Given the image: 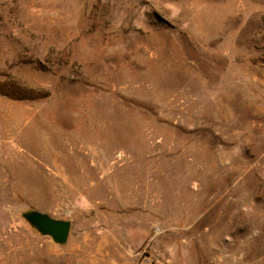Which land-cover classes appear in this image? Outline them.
Masks as SVG:
<instances>
[{
  "label": "rangeland",
  "instance_id": "obj_1",
  "mask_svg": "<svg viewBox=\"0 0 264 264\" xmlns=\"http://www.w3.org/2000/svg\"><path fill=\"white\" fill-rule=\"evenodd\" d=\"M0 264H264V0H0Z\"/></svg>",
  "mask_w": 264,
  "mask_h": 264
},
{
  "label": "water",
  "instance_id": "obj_2",
  "mask_svg": "<svg viewBox=\"0 0 264 264\" xmlns=\"http://www.w3.org/2000/svg\"><path fill=\"white\" fill-rule=\"evenodd\" d=\"M27 224L43 237H49L54 244L64 246L69 237L70 222L53 219L47 214L30 211L22 215Z\"/></svg>",
  "mask_w": 264,
  "mask_h": 264
}]
</instances>
